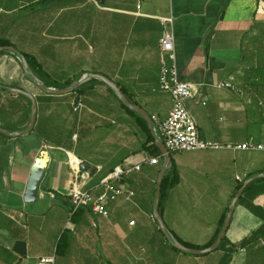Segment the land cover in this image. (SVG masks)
<instances>
[{
    "label": "crops",
    "instance_id": "1",
    "mask_svg": "<svg viewBox=\"0 0 264 264\" xmlns=\"http://www.w3.org/2000/svg\"><path fill=\"white\" fill-rule=\"evenodd\" d=\"M164 18L199 139L222 149L168 153L158 214L174 239L203 250L240 190L220 246L205 255L173 248L153 216L165 165L157 126L172 108L159 89ZM4 47L35 63L47 91L80 85L44 92L0 51V264H264V151L236 149L264 146V0H0ZM8 89L34 103L26 134L31 100ZM67 155L88 168L79 186L93 196L115 168L138 165L113 183L132 196L107 202L106 217L90 206L71 213ZM38 158L44 176L26 203Z\"/></svg>",
    "mask_w": 264,
    "mask_h": 264
},
{
    "label": "built area",
    "instance_id": "2",
    "mask_svg": "<svg viewBox=\"0 0 264 264\" xmlns=\"http://www.w3.org/2000/svg\"><path fill=\"white\" fill-rule=\"evenodd\" d=\"M162 34L158 41V48L161 54V69L159 75V89L167 92L172 98V108L167 118L157 126V132L162 140L167 153L173 154L178 152H191L201 150H218L222 146L216 143L205 142L199 139L196 122L191 115L187 102L193 98L194 90L189 83L181 82L178 79L177 71L174 65L173 35L169 30L171 24L170 18L160 20ZM167 58L172 62L171 67H167L164 61ZM218 88H231L229 83H220ZM241 150H258L264 151V146H250L248 144L237 146ZM150 165L157 164L156 158L147 159ZM67 165L72 174V184L68 191V198L71 204L70 212L74 213L81 207L90 206L94 214L107 216L105 208L106 203L125 195L129 200L131 192H125L113 183L121 180L122 176L132 170L138 171L139 166L132 168H115L104 180L100 182L102 192L98 196H93L88 191L80 189L79 181L83 179L81 175V164L76 159L67 155ZM133 225V222L129 223ZM35 264H54V257H43L36 261Z\"/></svg>",
    "mask_w": 264,
    "mask_h": 264
},
{
    "label": "water",
    "instance_id": "3",
    "mask_svg": "<svg viewBox=\"0 0 264 264\" xmlns=\"http://www.w3.org/2000/svg\"><path fill=\"white\" fill-rule=\"evenodd\" d=\"M0 51H9V52L17 55L19 60H20V62H21L22 69H23L24 73L28 76V78L31 79L40 90H42L44 92H51V91H47L45 89L43 83L32 72L29 71L25 58L22 55L18 54L17 50H15L14 48H11V47H4V48H0ZM91 77L99 79L104 84H106L112 90V92L116 95V97L120 100V102L122 104H124L126 106H129V105L126 104V102L124 100V97L122 96L120 90L110 80H107V79H105V78H103L101 76H94L93 75ZM79 85H80V82H75L71 86H69L68 88H66L64 90H60L58 92H51V93H65V92H68V91H70L72 89H75ZM7 91H10L12 93H18V94L24 95L28 99L31 100L32 112H31V118H30L29 125H28L27 129L24 132L19 133V135L26 134V133L30 132V130L32 128V125H33V122H34V113H35L34 103H33L32 99H31V97L28 94H26V93H24L22 91L14 90V89H8ZM74 105H77V101L74 102ZM133 109H135V108H133ZM0 132H2V131L0 130ZM10 135H13V134H10ZM160 151L162 152V154H163V156L165 158V165L161 169V171L159 173V176H158V179H157V182H156L155 196H154V202H153V216H154V218H155V220L157 222V225H158L160 231L163 233V235L165 236L166 240L170 243V245L173 248H175L176 250H178V251H180V252H182V253H184L186 255H205V254H208V253H211V252L215 251L220 246L221 241H222V239H223V237L225 235L226 229L228 228V225H229V222H230V218H231V215H232V211L234 209L235 203H236V201L238 199V196L240 194V190L234 196L233 200L231 201V203H230V205L228 207V212H227V214L225 216L222 229H221L220 233L218 234L216 240L207 249L195 250V249L187 248V247L183 246L180 242H178L176 239H174L169 234L166 226L164 225V223L162 222V220H161V218H160V216L158 214V202H159V196H160L161 181H162V177H163V174H164L165 170L170 166V156H169V154L167 153L166 149L164 148V146L162 144H161V147H160ZM80 169H81L82 172L88 173L87 172L88 168L86 166L81 165ZM43 176H44V167H43L41 159L38 158L34 162V164L32 166V169H31V172H30V177H29V180H28V184L26 186V190H25V193H24V201L26 203L33 202L36 199V194H37L39 185H40V183H41V181L43 179Z\"/></svg>",
    "mask_w": 264,
    "mask_h": 264
},
{
    "label": "trees",
    "instance_id": "4",
    "mask_svg": "<svg viewBox=\"0 0 264 264\" xmlns=\"http://www.w3.org/2000/svg\"><path fill=\"white\" fill-rule=\"evenodd\" d=\"M25 60H26V62H27V65H28V69H29V71L32 72V73H33V74H34L39 80H42V76H41V74H40V73L36 70V68H35V63H34L31 59H29V58H27V57H25ZM166 180H167L166 177H164L163 180H162L161 191H160V198H159V203H160V201H161V199H162L163 186H164ZM176 181H177L176 178L172 179L170 185L175 184ZM222 226H223V224L221 225V228H220V230L218 231V234L220 233V231H221V229H222ZM218 234L212 239V241H211L209 244H207V245H206L204 248H202V249H207V248H208V247H209V246H210V245L216 240ZM178 242H180V241H178ZM180 243H181L183 246L187 247V248H191V249H195V250H201V248H198V247H192V246H189V245L184 244V243H182V242H180Z\"/></svg>",
    "mask_w": 264,
    "mask_h": 264
}]
</instances>
